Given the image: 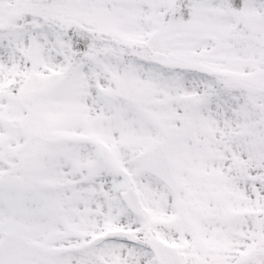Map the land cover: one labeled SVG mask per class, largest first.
<instances>
[{"label": "snow or ice", "instance_id": "1", "mask_svg": "<svg viewBox=\"0 0 264 264\" xmlns=\"http://www.w3.org/2000/svg\"><path fill=\"white\" fill-rule=\"evenodd\" d=\"M0 264H264V0H0Z\"/></svg>", "mask_w": 264, "mask_h": 264}]
</instances>
